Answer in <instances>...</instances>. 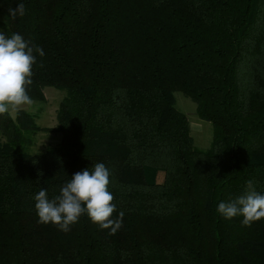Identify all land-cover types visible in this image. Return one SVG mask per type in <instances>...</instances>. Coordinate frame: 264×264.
Here are the masks:
<instances>
[{
  "label": "trees",
  "instance_id": "obj_1",
  "mask_svg": "<svg viewBox=\"0 0 264 264\" xmlns=\"http://www.w3.org/2000/svg\"><path fill=\"white\" fill-rule=\"evenodd\" d=\"M0 33L44 51L32 99L65 91L42 151L28 150L36 112L0 115V264H264V219L216 211L248 180L264 194V0H0ZM175 90L211 123L208 147ZM96 163L117 233L86 214L68 232L38 223L40 189L51 199Z\"/></svg>",
  "mask_w": 264,
  "mask_h": 264
},
{
  "label": "clouds",
  "instance_id": "obj_2",
  "mask_svg": "<svg viewBox=\"0 0 264 264\" xmlns=\"http://www.w3.org/2000/svg\"><path fill=\"white\" fill-rule=\"evenodd\" d=\"M9 18L15 20L26 14L23 3L9 7ZM34 53L44 56L42 48L32 44L19 33L10 36L0 33V115L16 114L34 101L28 95L33 76V65L37 63ZM42 67V64L40 65ZM110 171L104 163H96L92 170L75 173L65 183L58 195L49 199L47 188L40 189L34 196L38 223L56 226L60 231H70L71 225L87 215L100 229H110L115 235L122 227L124 212L116 219L114 196L108 190ZM216 211L225 219L243 217L242 226L264 219V194L256 191L253 180L246 181L243 194L227 202H220Z\"/></svg>",
  "mask_w": 264,
  "mask_h": 264
},
{
  "label": "rangeland",
  "instance_id": "obj_3",
  "mask_svg": "<svg viewBox=\"0 0 264 264\" xmlns=\"http://www.w3.org/2000/svg\"><path fill=\"white\" fill-rule=\"evenodd\" d=\"M43 94V98H33L34 103L25 107L37 113L36 121L40 127L29 144L28 150L30 152L42 151L49 146L57 144L60 140V134L54 129V126L57 122L56 109L65 91L55 86L47 85L43 88ZM174 98L176 107L184 112L189 120L194 145L199 148L208 147L212 139L211 123L198 115L196 102L183 92L175 90ZM3 141L4 137L0 135V142Z\"/></svg>",
  "mask_w": 264,
  "mask_h": 264
}]
</instances>
